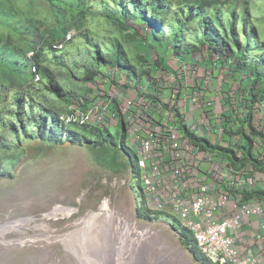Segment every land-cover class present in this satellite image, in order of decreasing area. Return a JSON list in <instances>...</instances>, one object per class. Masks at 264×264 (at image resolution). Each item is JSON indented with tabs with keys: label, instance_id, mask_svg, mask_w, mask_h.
<instances>
[{
	"label": "rangeland",
	"instance_id": "rangeland-1",
	"mask_svg": "<svg viewBox=\"0 0 264 264\" xmlns=\"http://www.w3.org/2000/svg\"><path fill=\"white\" fill-rule=\"evenodd\" d=\"M19 3L23 8L30 7L35 11L37 17L44 22L43 27L56 26V17L45 0H19ZM251 4L256 8L254 14L256 18L264 17L263 2L252 0ZM93 6L99 7L95 2ZM127 22L130 26L134 24L131 18H128ZM84 25L93 44L109 47L110 40L116 36L128 54L142 56L144 61L142 68L148 70L149 82L152 83L150 90L159 91L160 95L162 93L167 102L171 100V92L177 101L176 97L182 91L188 95L190 89H194L204 102H209L204 110L211 119L223 122L227 126H230L229 121H233L238 127L243 120H250L254 127L263 131L264 104L251 101L247 74L233 71V61H222L216 55L212 57L207 55V52L178 55L167 44L159 45L151 35H143L145 30L140 34L122 30L111 19L105 20L103 15L88 18ZM86 47L80 32L76 30L72 41L62 50L45 49L46 57L41 58L38 65L40 80L34 84L41 88L48 84L47 79L42 78V68L46 67L59 84L73 88L76 93L83 96L87 94L92 80L84 78L83 67L88 64L93 67L94 65L93 60L86 59L87 54L92 52V47L87 48L89 51H84ZM99 69H102L101 72L105 71L100 75L98 82L101 93L111 90L114 85L138 91V88L128 83L130 80L126 78L121 67L100 65L97 70ZM145 79L148 81V77ZM141 87L143 89V86ZM175 101L169 104L173 105ZM55 104L60 108L64 106L59 102ZM200 120L197 115L191 118L190 124L197 128ZM7 136L11 139L10 134ZM11 152L12 164L6 169L8 175L0 177V223L27 216L37 218L39 221L42 214L54 206H76L75 198L79 190L90 180H95L96 184L86 199L76 206L78 210L74 214L46 219L57 233L71 229L70 224L75 219L98 210L102 198L109 195L111 196L109 207L123 215L122 223L137 222L138 227L134 223L137 229L149 226L152 233L146 249L147 255L156 259L165 256L162 264H200L183 242L180 231L172 226L173 222H176L172 216L162 214L154 221L137 217L136 209L142 207L143 196L136 177L130 178L133 154L125 156L109 145L93 147L72 143L64 137L55 142L41 139L26 140L23 141L21 148H13ZM183 230L186 243L198 250L191 232ZM24 232L30 234L31 230L24 229ZM18 236L17 232H8L4 239L9 241ZM74 261L56 241L29 242L22 245L14 241L0 242V264H76Z\"/></svg>",
	"mask_w": 264,
	"mask_h": 264
},
{
	"label": "trees",
	"instance_id": "trees-1",
	"mask_svg": "<svg viewBox=\"0 0 264 264\" xmlns=\"http://www.w3.org/2000/svg\"><path fill=\"white\" fill-rule=\"evenodd\" d=\"M45 1L56 17L54 28L43 27L44 22L36 12L30 7L23 8L19 0H0V177L8 175L6 169L12 164L13 156L11 149L21 148L26 140L55 142L64 137L72 143L93 147L109 145L125 156L134 155L126 145L125 127L121 120L114 132L93 124L65 125L56 116L67 110L75 96L83 95L59 84L46 67L42 68V78H46L48 84L41 88L32 82L31 64L40 70L41 58L46 57L44 50L59 51L53 44L71 28L79 31L84 39L87 46L84 51L92 47L86 59L93 60L94 67L91 64L83 67L86 80H92L99 73L97 68L100 65L121 67L132 77L149 75L148 70L142 68L143 57L128 54L118 37L110 40L109 47L93 44L84 25L88 18L103 15L105 20L111 19L122 30L139 34L145 30L143 35H151L159 45L167 44L178 55L207 52L225 62L233 61V71L247 74L251 101L264 102V17L256 18L252 0ZM261 1L264 14V0ZM94 2L99 5L98 8L93 6ZM128 18L133 20L132 26L128 24ZM31 50L34 54L28 56ZM60 64L64 65L63 62ZM55 102L63 103V108ZM165 106L169 107L168 104ZM177 117L185 128L179 111ZM248 122L251 133L264 140V132L257 130L250 120ZM234 132L246 140L247 146H244L241 156L230 148L211 144L186 130L195 145L225 157L230 166L237 169L250 163L253 169L264 172V160L251 153V139L243 126ZM130 166L131 177L139 179L136 165L131 163ZM250 194L264 199V189ZM136 215L154 221L162 213L151 212L142 205L137 207ZM172 226L180 231L183 242L200 264H211L198 247L196 250L186 243L184 230L178 223L173 222Z\"/></svg>",
	"mask_w": 264,
	"mask_h": 264
},
{
	"label": "built area",
	"instance_id": "built-area-1",
	"mask_svg": "<svg viewBox=\"0 0 264 264\" xmlns=\"http://www.w3.org/2000/svg\"><path fill=\"white\" fill-rule=\"evenodd\" d=\"M75 34V29L67 30L53 47L62 50ZM33 54L31 50L27 55ZM31 70L32 82L36 83L40 80L38 68L32 64ZM101 70L93 77L87 94L75 96L67 110L56 116L57 120L65 125L103 126L110 132L121 120L126 145L134 153L133 163L139 173L142 205L151 212L172 216L180 228L189 230L211 264H264V199L250 194L264 189V172L253 169L250 163L236 169L225 157L199 148L186 134L188 130L241 156L247 145L244 137L234 132L238 126L233 121L227 126L211 119L204 110L209 102H204L194 89L188 95L182 91L177 101L171 92L167 102L162 93L150 90V75L128 82L138 88L137 92L114 85L101 93L98 82L105 72ZM197 115L201 120L195 128L190 120ZM241 123L239 127L243 126L251 139V153L264 160V140L251 133L247 120ZM95 184V180H90L79 190L77 207ZM110 199L111 196H104L101 205L110 206ZM76 206L70 207L76 212Z\"/></svg>",
	"mask_w": 264,
	"mask_h": 264
},
{
	"label": "bare ground",
	"instance_id": "bare-ground-1",
	"mask_svg": "<svg viewBox=\"0 0 264 264\" xmlns=\"http://www.w3.org/2000/svg\"><path fill=\"white\" fill-rule=\"evenodd\" d=\"M113 210L103 203L98 210L75 219L70 224L71 229L57 233L46 219L68 217L74 214L75 209L54 206L43 213L39 221L23 216L0 223V242L14 241L22 245L56 241L76 264H162L165 256L156 259L146 253L152 233L150 229H137L132 221L122 223L123 215ZM24 229L31 230V233L25 234ZM8 232H17L19 236L6 241L4 236Z\"/></svg>",
	"mask_w": 264,
	"mask_h": 264
},
{
	"label": "crops",
	"instance_id": "crops-1",
	"mask_svg": "<svg viewBox=\"0 0 264 264\" xmlns=\"http://www.w3.org/2000/svg\"><path fill=\"white\" fill-rule=\"evenodd\" d=\"M204 53V52H203ZM184 55V54H183ZM208 55V54H207ZM184 56H186V55H184ZM213 56V55H212ZM211 56V57H212ZM176 61H178V60H176ZM223 61V60H222ZM123 72H124V70H122ZM125 73H128V72H125ZM130 74L131 73H128V75H127V78H128V80H133L135 77H132V76H130Z\"/></svg>",
	"mask_w": 264,
	"mask_h": 264
},
{
	"label": "clouds",
	"instance_id": "clouds-1",
	"mask_svg": "<svg viewBox=\"0 0 264 264\" xmlns=\"http://www.w3.org/2000/svg\"><path fill=\"white\" fill-rule=\"evenodd\" d=\"M66 44H67V43H66ZM66 44H65V45H66ZM59 51H60V50H59ZM31 65H32V64H31ZM39 75H40V74H39ZM36 83H37V82H36ZM263 104H264V102H263Z\"/></svg>",
	"mask_w": 264,
	"mask_h": 264
}]
</instances>
